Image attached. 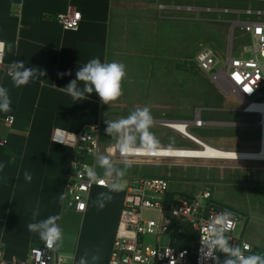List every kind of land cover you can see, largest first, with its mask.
<instances>
[{
    "label": "crops",
    "instance_id": "obj_1",
    "mask_svg": "<svg viewBox=\"0 0 264 264\" xmlns=\"http://www.w3.org/2000/svg\"><path fill=\"white\" fill-rule=\"evenodd\" d=\"M226 1L230 5L223 12L237 27L264 17L245 13L247 10L264 12V0ZM124 3V0H0V42L5 44L0 86L8 89L11 100L9 111L0 110V256L8 261L25 262L30 250L43 244L39 234L28 229L29 224L59 216L57 224L62 229V240L57 251L69 264H110L126 186L137 176L128 175L121 183L123 189L118 192H109L108 188L92 189L86 211L78 213L66 202L74 149L53 143L51 133L54 128H61L78 134L90 127L102 126L104 103L97 94L93 93L85 100H73L61 88L75 79L76 70L91 59L99 58L102 63H109L114 27L122 21L119 14L125 9ZM170 6L167 7L174 11ZM66 12L81 13L77 30H64L52 20L56 14ZM45 15L50 18L44 19ZM242 16L248 19L242 21ZM14 60H23L28 67L45 70L46 77L41 78L43 84L35 81L26 86H14L8 75V67ZM69 72L71 75H60ZM78 85L83 88L81 82ZM235 112L243 114L240 109L216 107L219 118L216 126L239 127L247 125L245 122H258V116L250 114H243L246 115L245 122H228L237 118ZM221 113L228 120H221ZM11 117L14 123L9 125L7 120ZM257 122L255 125L259 130ZM217 139L216 136V148L222 151L258 152L261 148L260 131L258 146L250 139L235 138L228 144ZM256 147L258 151H255ZM101 156L104 154L96 158L87 156L84 160L95 164L99 171ZM235 162L238 163L217 164L216 168L226 166L246 173L248 180L259 184L264 182V161H252V164ZM26 175L31 179H26ZM107 178L117 182V177ZM230 185L233 184L216 183L214 200L230 210H243L219 200L223 195L219 188ZM259 186H245L240 190H245V194H262L258 191L262 188ZM100 193L104 195L99 197ZM109 196L112 197L110 200ZM100 203L104 207L101 208Z\"/></svg>",
    "mask_w": 264,
    "mask_h": 264
},
{
    "label": "rangeland",
    "instance_id": "obj_2",
    "mask_svg": "<svg viewBox=\"0 0 264 264\" xmlns=\"http://www.w3.org/2000/svg\"><path fill=\"white\" fill-rule=\"evenodd\" d=\"M124 1L125 9L119 14L122 21L114 27L109 57V63L116 61L125 65L123 95L104 104V120L100 126V154L111 160V176L117 177L116 183H122L132 174L137 177H164L170 181L171 188L183 196H196L207 188L214 190L216 196V183H231L233 185L219 188L223 193L219 200L235 209H243L231 210L242 217L236 234L244 232L246 241L264 248V182L259 184L248 180L246 173L226 166L216 168L217 164L235 165L238 162L144 158L133 160L131 167L125 168L121 157L108 155L107 148L115 145V139L105 132L106 120H118L127 117L136 108L148 107L153 117L150 131L160 141L161 148L199 149L193 142L166 127L167 121L192 122L191 134L215 148L216 136L217 140L226 144L240 138L250 139L258 146L257 121L246 123V115L235 112L237 118L233 117L228 122L241 121L247 125L216 126L219 119L216 107L239 110L241 103L233 96L221 94L209 76L194 63L195 54L204 46L212 47L221 55L232 46L234 54L238 55L250 46L249 37H244L241 28L223 12L230 5L226 0ZM170 5L174 11L167 7ZM247 19L241 17L242 21ZM220 118L228 120L223 113ZM255 149L258 151V147ZM105 171L100 165V175H105ZM119 171H124L123 177L117 175ZM245 186L262 187L258 191L263 193L245 194V190H240ZM143 217L156 219L157 213L147 211Z\"/></svg>",
    "mask_w": 264,
    "mask_h": 264
},
{
    "label": "built area",
    "instance_id": "obj_3",
    "mask_svg": "<svg viewBox=\"0 0 264 264\" xmlns=\"http://www.w3.org/2000/svg\"><path fill=\"white\" fill-rule=\"evenodd\" d=\"M245 13L264 16L262 11L247 10ZM49 18L48 15L44 16V19ZM52 20L64 30H77L82 15L80 12H66L56 14ZM239 27L242 33L249 37V47L235 55L231 46L221 55L212 47L204 46L195 54L194 63L202 73L209 76L221 94L233 96L240 101V111L243 114L258 116L260 150H264V19L244 22ZM2 44L5 49V44ZM7 123L13 124L14 118H9ZM167 123L169 122L165 123L166 126ZM179 123H182L184 130L191 133L192 122ZM100 131L101 128L97 125L78 134L61 128H54L51 133L53 143L74 149V160L67 181L66 202L78 213L86 211L88 195L92 189L108 188L107 185L116 183L113 178L101 176L95 164H89L84 160L87 156L96 158L100 154ZM194 144L201 148L199 144ZM107 153L111 157H120L114 146L107 148ZM144 158L178 159L143 152L130 159L133 161ZM89 168L105 182V185L89 181L86 173ZM225 210L231 211L216 203L213 190L210 188L196 196H183L172 191L170 181L164 177L131 179L126 186L125 201L116 227L110 264H200L199 249L202 239L207 235L205 229L209 218ZM147 211L157 213V218L145 219L143 214ZM231 212L234 226L227 233L231 237L230 242L241 247L244 244L250 245L246 254H264V248L246 241L242 233L236 234L242 217L236 212ZM189 237L192 240L191 249L182 247ZM0 264L69 263L64 255L58 253L57 246L49 249L43 242L41 246L30 250L25 262L8 261L0 256Z\"/></svg>",
    "mask_w": 264,
    "mask_h": 264
},
{
    "label": "clouds",
    "instance_id": "obj_4",
    "mask_svg": "<svg viewBox=\"0 0 264 264\" xmlns=\"http://www.w3.org/2000/svg\"><path fill=\"white\" fill-rule=\"evenodd\" d=\"M4 54V45L0 43V63L3 62ZM8 75L14 86L21 87L35 81L43 84L41 78L46 77V71L38 67H28L23 60H14L8 67ZM60 75H71V73ZM125 76L126 68L123 63L116 61L102 63L99 58H94L77 69L75 79H72L61 90L70 95L73 100H85L95 93L102 103L109 104L123 95L122 81ZM78 82L83 84V88L79 87ZM10 105L8 89L0 86V110L9 111ZM105 123L107 125L105 132L115 139L114 150L122 158L125 168L131 167L133 161L130 158L136 154L143 152L156 155L161 150L160 141L150 131L153 126V117L148 107L136 108L127 117L106 120ZM60 142L63 143V141ZM100 165L106 169L105 176L112 175L113 166L109 157L101 156ZM86 173L89 181L105 185V182L90 168ZM117 175L123 177L124 171H119ZM26 179L30 180L31 177L26 175ZM107 187L109 192H118L124 186L121 183H111ZM101 195L104 193H100L99 197ZM111 198L109 196L108 200ZM99 206L102 208L104 204L100 203ZM83 207L80 208L83 209ZM59 219V216H49L45 220L29 224L28 229L38 233L46 246L52 249L54 246H59L62 240V229L57 224ZM233 226L231 211L225 210L209 218L205 229L207 235L202 239L199 249L200 264H264V254H246L250 245L244 244L241 247L230 242L231 237L227 233Z\"/></svg>",
    "mask_w": 264,
    "mask_h": 264
},
{
    "label": "bare ground",
    "instance_id": "obj_5",
    "mask_svg": "<svg viewBox=\"0 0 264 264\" xmlns=\"http://www.w3.org/2000/svg\"><path fill=\"white\" fill-rule=\"evenodd\" d=\"M167 127L178 130V133L188 140L201 146L200 149H171L161 148L159 155H167L177 157L178 160H211V161H264V150L258 152H229L222 151L213 146H210L194 135L188 130H184L182 123L171 121L167 123Z\"/></svg>",
    "mask_w": 264,
    "mask_h": 264
},
{
    "label": "trees",
    "instance_id": "obj_6",
    "mask_svg": "<svg viewBox=\"0 0 264 264\" xmlns=\"http://www.w3.org/2000/svg\"><path fill=\"white\" fill-rule=\"evenodd\" d=\"M182 247L187 248V249H191V247H192L191 237H189L188 241Z\"/></svg>",
    "mask_w": 264,
    "mask_h": 264
}]
</instances>
